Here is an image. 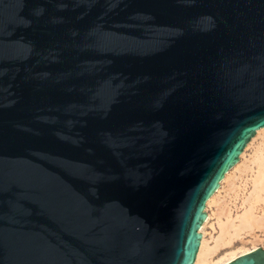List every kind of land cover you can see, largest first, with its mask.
<instances>
[{
	"label": "water",
	"instance_id": "obj_1",
	"mask_svg": "<svg viewBox=\"0 0 264 264\" xmlns=\"http://www.w3.org/2000/svg\"><path fill=\"white\" fill-rule=\"evenodd\" d=\"M263 127L264 0H0V264H193Z\"/></svg>",
	"mask_w": 264,
	"mask_h": 264
},
{
	"label": "rangeland",
	"instance_id": "obj_2",
	"mask_svg": "<svg viewBox=\"0 0 264 264\" xmlns=\"http://www.w3.org/2000/svg\"><path fill=\"white\" fill-rule=\"evenodd\" d=\"M258 150L264 155V133L253 138L244 151V158L241 157L238 164L240 167L238 166L239 168H237L236 166L230 172L228 178L230 182L224 183L223 181V185L219 189L220 193H216L217 200L215 199L207 205V213L210 219L207 223H204V233L210 247L215 245L217 238L221 235V224L230 221L234 225H239L240 219L238 217L243 215L250 207H253L252 213L254 217L264 221V190L260 200H255L251 197L253 178L258 168L257 163H254L253 159L259 152ZM222 210H224V213H222ZM231 229L229 231L233 235L230 240L232 243L223 245L219 249L212 258L213 264H225L232 256L239 257L247 250L264 249V226L254 228L251 231L249 229L242 231L238 237H234L235 230ZM226 239H228V236ZM226 242H229V239Z\"/></svg>",
	"mask_w": 264,
	"mask_h": 264
},
{
	"label": "bare ground",
	"instance_id": "obj_3",
	"mask_svg": "<svg viewBox=\"0 0 264 264\" xmlns=\"http://www.w3.org/2000/svg\"><path fill=\"white\" fill-rule=\"evenodd\" d=\"M263 133H264V127L256 131L255 135L246 144L245 148L243 149L242 153L240 154L238 162L224 175L223 179L221 180V182L219 184L218 189L207 200L206 205H205V209H204V212L206 214V219L202 223V225L200 227V230H199V232L201 234V240H200L199 249H198V252H197V255H196V259H195V261H194L193 264H213L212 258L219 251V249L223 245H226V244H229L230 245L232 243V241H230V240H231V236L233 237V235H231L230 234V231H229L231 228H233L235 230L234 237L235 236L238 237V236H240V232H242V231H245V230H248V229L251 231L254 228H259L261 226L262 227L264 226V221H261V220L256 219L254 217V214L252 213L253 207H250L249 209H247L243 213V215H241L240 217H238L240 219L239 225H234V224L230 223V221L227 222V223H222V221H221V223H222L221 224V233H220L221 235L217 238L216 242L214 241L215 242V245L213 247H210V245H209V243H208V241L206 239L205 233H204V223L205 222L207 223L209 221V219H210V216L207 213V205L210 204V202H213V200H215L216 198H218L217 197V194L220 193V190L219 189L223 185L222 182L224 181V183H226L228 181L230 172L236 166H237V168L240 167L238 164H239V162L241 160V157L244 158V156H245L244 151L247 148V146L251 143V141L253 140V138L256 135L258 136V135L263 134ZM263 160H264V155L261 154L260 151L256 154V156H254V159H253L254 163H257V166H258L256 175L253 178V187H252L253 188V192L251 193V197L254 198L255 200H260L261 199V194H263V190H264V161ZM228 182H230V181H228ZM222 213H224V210H222ZM227 236H228L229 242H226L228 240V239H226ZM251 251H253V250H251ZM251 251H248L247 250L242 255L247 254V253H249ZM232 257H231V259L228 262L226 261L225 264H227L230 261L238 258V257H235V256H232Z\"/></svg>",
	"mask_w": 264,
	"mask_h": 264
}]
</instances>
